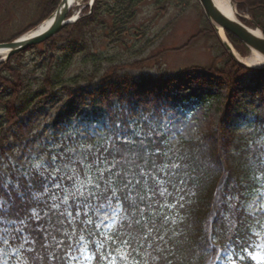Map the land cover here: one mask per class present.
I'll list each match as a JSON object with an SVG mask.
<instances>
[{
  "label": "trees",
  "instance_id": "trees-1",
  "mask_svg": "<svg viewBox=\"0 0 264 264\" xmlns=\"http://www.w3.org/2000/svg\"><path fill=\"white\" fill-rule=\"evenodd\" d=\"M192 1L195 0H95L89 14H85L88 11L85 7L76 22L63 27L41 43L42 46H29L11 56L6 63H0V162L16 163L9 157L11 145L25 149L30 137L35 136L36 124L32 112L39 103L63 91L71 95V90L81 84H98L95 91L82 94L81 97L87 96L93 103L102 104L106 108V124L99 136H94L87 128L79 130L72 123L59 125L40 144L42 156L48 154L63 158L65 150L73 147L80 150L93 146L95 152L102 145L109 144L117 125L131 119L137 120L139 128L155 142L149 144L150 148L159 147L162 152H167L168 159L181 165L175 170L177 175L172 177L176 187L168 185L172 195L167 198V202L175 204V208H161L156 204L145 208L140 205L144 210L141 222L151 225L154 221L161 234L167 233V242L160 243L162 251L152 252L156 264H166V261H171V264H213L218 260L217 255L220 258L222 249L229 244L230 239L248 241L251 232L241 223L246 213L240 210V205L250 198L249 174L257 168H264V163L256 161L259 145L255 143L264 138V102L260 101L258 106L249 104L254 117L240 121L252 127V134H239L222 122L217 130H206L196 138L169 142L162 128V100L167 89L163 73L160 72L157 76L140 74L134 78L124 70L127 67L139 68L141 60L129 61L119 55L105 54L99 48L98 44L107 40L112 46H125L126 51H129L133 45L126 46L124 39L127 36L133 38L134 44L142 39L146 28L142 24L137 26L135 21L138 9L145 3L149 2L161 14L171 5L181 11L185 10ZM58 2L59 0H44L39 5L41 16L37 22L19 30L10 38L0 39V42L13 40L35 27L52 13ZM233 2L238 13L246 12L248 15V19L241 18V21L248 26L254 23L264 34V0ZM205 24L202 34L212 36L220 50L210 70L218 76L219 83L227 88L233 100V88L247 69L232 59L206 20ZM226 36L239 54H242L243 49L246 50L235 37L228 33ZM60 50L63 52L58 53ZM29 52L31 54L27 56ZM27 58L30 61H26ZM38 59L40 62H37ZM73 60H77L80 67L70 73ZM110 98L112 102H109ZM6 141L9 143L4 146ZM250 141L253 142L251 145ZM97 154L101 157L107 155L105 152ZM179 189L183 191H178ZM180 196H183V207L176 203ZM232 205H236V208ZM23 215L21 213V217ZM96 215L91 209H81L74 226L79 225L81 220L95 218ZM165 215L175 219L176 223H172L170 219L167 225L162 226ZM120 216L126 217L128 221L132 220L123 209ZM136 218L140 217L137 215ZM10 220H15V217L9 216L0 221V231L7 229L11 238L17 235L16 228L24 229L25 225H21L19 220L10 223ZM232 220L236 222V227L229 232V221ZM96 223L99 224L98 221ZM122 223L125 220L119 219L114 226L108 229L100 227L98 231L114 233ZM92 227L89 226V229ZM30 232L31 226L20 233L25 240H17L15 243H24L27 248L33 240ZM84 235L86 241L101 243L102 237H89L87 232ZM155 235L156 232H153L152 236ZM152 236L149 237L150 240ZM255 239L256 237H252V240ZM89 247L91 249L93 245L89 243ZM238 247L236 244L231 246L233 249ZM10 264H14V261ZM91 264H96V259ZM117 264H120L119 260Z\"/></svg>",
  "mask_w": 264,
  "mask_h": 264
},
{
  "label": "snow or ice",
  "instance_id": "snow-or-ice-1",
  "mask_svg": "<svg viewBox=\"0 0 264 264\" xmlns=\"http://www.w3.org/2000/svg\"><path fill=\"white\" fill-rule=\"evenodd\" d=\"M154 143L149 134L139 128V122L130 119L117 125L109 144L95 152L93 146L80 150L73 147L65 150L63 158L45 154L26 157L23 162H0V221L14 216L15 220L8 222L19 220L25 225L24 229L16 228L17 235L11 238L7 229L0 231V256L7 258L10 255L14 264H91L93 259L96 264H117V260L120 264H156L152 252L162 251L160 243L167 242V233L161 234L154 221L151 225L141 222L144 210L140 205L175 208V204L167 202L172 195L168 185L176 187L172 177L177 175L175 170L181 165L168 159L167 152H162L159 147H149ZM255 143L259 145L256 161L264 163V138ZM100 152L107 155L101 157L97 154ZM248 179L251 181L250 198L241 203L240 210L246 213L241 223L251 232L248 240L252 242L230 239L222 249L229 264H237V260L228 255L233 244L240 248L235 253L239 261L264 264V244L252 240V237L264 235V168L251 172ZM182 200L183 196H180L176 201L180 207H183ZM232 207L236 208V205ZM81 209H91L99 214L74 226ZM122 209L126 216L132 217L131 221L120 216ZM117 218L125 223L116 232L98 231L101 225L110 228ZM170 219L165 215L162 226ZM172 223L176 220L172 219ZM229 225L231 232L236 222L229 221ZM29 226L33 240L25 248L24 243L16 244L15 241L25 240L20 233ZM89 226L93 227L89 229ZM85 232L89 237H102L101 243L86 241ZM153 232H156L155 236H152ZM89 243L93 248L90 249ZM250 247L255 250L249 251Z\"/></svg>",
  "mask_w": 264,
  "mask_h": 264
},
{
  "label": "rangeland",
  "instance_id": "rangeland-1",
  "mask_svg": "<svg viewBox=\"0 0 264 264\" xmlns=\"http://www.w3.org/2000/svg\"><path fill=\"white\" fill-rule=\"evenodd\" d=\"M9 1L0 0V39L10 38L19 30L37 22L41 16L39 5L44 0H12L11 5ZM229 1L237 16L247 18L246 12L238 13L233 0ZM197 5L192 1L182 11L171 5L158 14L147 2L138 9L135 21L137 26L142 24L146 28L142 39L134 44L133 38L127 36L124 39L126 46L133 45L129 51H126L125 46H112L107 40L98 44L99 48L105 54L119 55L129 61L141 60L139 68L127 67L124 70L134 78L140 74L157 76L163 73L167 89L162 100V128L169 142L196 138L206 130H217L222 122L239 134H252V127L240 121L254 117L249 104L258 106L260 101L264 102V70H245L233 88L234 97L231 100L227 88L219 83L218 76L210 70L220 50L212 36L202 34V29L206 27L205 17ZM62 52L60 50L58 53ZM241 52L243 57L250 55L247 47ZM29 54L31 52L27 56ZM79 67L78 61L73 60L70 73ZM97 87L98 84H81L71 90V95L63 91L39 103L32 112L36 124L35 136L30 137L25 149L11 145L10 159L23 162L26 157L41 155L40 144L47 140L49 133L66 123H72L79 130L87 128L91 134L99 136L106 124V108L102 104L93 103L87 96L81 97L82 94L95 91ZM109 102H112L111 98ZM8 143L6 141L4 146ZM101 227L108 229L103 225ZM254 241L256 244H264V235L256 237ZM246 242L249 243V240ZM254 250L249 248V251ZM239 251V247L231 248L228 255L237 260V264H256L255 261H239L235 255ZM242 254L247 256V253ZM10 257L0 256V261L10 264L13 262ZM213 264H229L224 251H221L220 258Z\"/></svg>",
  "mask_w": 264,
  "mask_h": 264
},
{
  "label": "water",
  "instance_id": "water-1",
  "mask_svg": "<svg viewBox=\"0 0 264 264\" xmlns=\"http://www.w3.org/2000/svg\"><path fill=\"white\" fill-rule=\"evenodd\" d=\"M74 1L76 0H66L65 3V0H60L48 18V25L43 30L25 37L21 35L11 41L0 43V50H6L4 57L0 59V63H6L11 56L27 49L29 46L39 44L49 39L59 32L64 26L73 22L74 20L71 21L68 19V15L70 11V4ZM94 1L95 0H87V2H85V5L89 6L88 14L92 10ZM197 2L199 3L206 20L211 25L219 41L232 59L244 68L253 69V67L245 64L242 60L235 56L230 43L227 41L225 33L232 35L249 50L256 52L264 58L263 32L258 30L254 24V28H251L241 23L238 19L223 14L215 6L212 0H197ZM78 5L79 3L77 2L76 6ZM218 28L222 29L224 39L219 35L217 30ZM255 30H258V33H255ZM262 69H264V65L262 66Z\"/></svg>",
  "mask_w": 264,
  "mask_h": 264
},
{
  "label": "bare ground",
  "instance_id": "bare-ground-1",
  "mask_svg": "<svg viewBox=\"0 0 264 264\" xmlns=\"http://www.w3.org/2000/svg\"><path fill=\"white\" fill-rule=\"evenodd\" d=\"M82 1L83 0H76V1L72 2L70 4V6L74 8L75 5L77 4V2L79 4H81ZM212 1L215 4V6L223 14L235 18V16H236L235 15V10H234V8H233V6H232V4L230 3L229 0H212ZM74 14H75V12H74ZM74 14L71 17V19L74 17ZM48 23H49V19L47 18V19L43 20V22L38 24L35 28H33L32 30L28 31L27 33H25L22 36L25 37L27 35L34 34L35 32H39V31L43 30L48 25ZM217 30H218L219 35L224 39V34H223L222 29L218 28ZM255 33H258V31L255 30ZM233 51H234L235 56L237 58L242 60L245 64L249 65L250 67L258 68V67H262L264 65V58L261 55L257 54L256 52H254V51H250V55L248 57L241 56L240 54L237 53V51L234 48H233ZM5 53H6V50H0V56L5 55Z\"/></svg>",
  "mask_w": 264,
  "mask_h": 264
},
{
  "label": "flooded vegetation",
  "instance_id": "flooded-vegetation-1",
  "mask_svg": "<svg viewBox=\"0 0 264 264\" xmlns=\"http://www.w3.org/2000/svg\"><path fill=\"white\" fill-rule=\"evenodd\" d=\"M14 1H17V0H14ZM9 4H10V5L12 4V0L9 1Z\"/></svg>",
  "mask_w": 264,
  "mask_h": 264
}]
</instances>
